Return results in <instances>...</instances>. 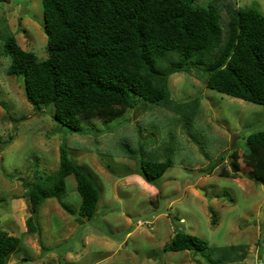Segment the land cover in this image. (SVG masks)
I'll list each match as a JSON object with an SVG mask.
<instances>
[{"label": "rangeland", "instance_id": "obj_1", "mask_svg": "<svg viewBox=\"0 0 264 264\" xmlns=\"http://www.w3.org/2000/svg\"><path fill=\"white\" fill-rule=\"evenodd\" d=\"M199 5L215 6L223 23L228 7L264 15V0ZM11 34L24 51L48 59L43 0H0V229L21 241L8 264H209L202 255L208 252L163 251L178 232L207 241L216 260L235 246L228 264H264V182L232 169L237 159L241 170L264 174V153H248L247 146L251 134L264 130V106L209 89L203 72L192 70L172 75L169 88L175 102L193 104V118V108L184 105L139 101L112 123L90 117L85 133H71L54 120V108L36 112L20 78L8 75L11 58L3 46ZM63 144L100 190L97 214L79 216L82 198L70 176L62 203L73 215L48 200L38 217L40 233H29L25 183L34 182L36 170H58ZM166 154L172 167L156 185L134 175L142 161L163 162Z\"/></svg>", "mask_w": 264, "mask_h": 264}, {"label": "trees", "instance_id": "obj_2", "mask_svg": "<svg viewBox=\"0 0 264 264\" xmlns=\"http://www.w3.org/2000/svg\"><path fill=\"white\" fill-rule=\"evenodd\" d=\"M200 1L43 0L48 59L41 61L24 51L11 34L3 46V55L11 58L8 75L25 78V96L36 112L54 108V120L77 134L87 131L84 119L98 116L107 125L121 118L124 110L136 109L139 101L169 109L184 105L193 108L189 115L193 118V104L175 102L169 88L172 75L192 70L203 72L207 88L264 106V15L255 8L228 7V21L223 23L212 10L215 6L205 8ZM247 146L248 153H264V130L251 134ZM125 149L134 157L129 147ZM236 162L235 173L264 182L263 172L241 170ZM171 167L166 154L163 162L142 161L134 175L156 185ZM213 170L211 166L208 174ZM70 176L82 198L79 216L87 220L96 216L100 190L63 144L58 170L51 174L36 170L34 182L25 183L32 211L26 222L29 233H40L38 217L46 201L63 202ZM62 206L73 215L72 209ZM20 245L18 237L0 229V264H8ZM215 249L205 240L178 232L163 251L208 252L202 254L207 263L228 264L235 246L224 248L220 261L212 256Z\"/></svg>", "mask_w": 264, "mask_h": 264}, {"label": "water", "instance_id": "obj_3", "mask_svg": "<svg viewBox=\"0 0 264 264\" xmlns=\"http://www.w3.org/2000/svg\"><path fill=\"white\" fill-rule=\"evenodd\" d=\"M21 85H22V88H23V90H24V93L27 94V93H28V89H27V83H26L25 78H22V80H21ZM201 193L203 194L202 191H201Z\"/></svg>", "mask_w": 264, "mask_h": 264}, {"label": "built area", "instance_id": "obj_4", "mask_svg": "<svg viewBox=\"0 0 264 264\" xmlns=\"http://www.w3.org/2000/svg\"><path fill=\"white\" fill-rule=\"evenodd\" d=\"M263 264V263H262Z\"/></svg>", "mask_w": 264, "mask_h": 264}]
</instances>
